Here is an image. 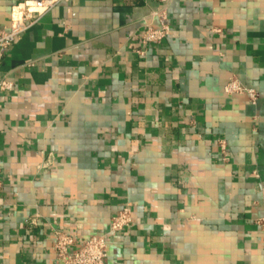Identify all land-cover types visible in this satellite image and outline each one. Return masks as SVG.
<instances>
[{"label":"crops","instance_id":"0c3cea01","mask_svg":"<svg viewBox=\"0 0 264 264\" xmlns=\"http://www.w3.org/2000/svg\"><path fill=\"white\" fill-rule=\"evenodd\" d=\"M0 179V264H58L56 232L75 251L125 205L109 264H264V0L58 3L0 65Z\"/></svg>","mask_w":264,"mask_h":264},{"label":"built area","instance_id":"2783aa9c","mask_svg":"<svg viewBox=\"0 0 264 264\" xmlns=\"http://www.w3.org/2000/svg\"><path fill=\"white\" fill-rule=\"evenodd\" d=\"M64 0H24L13 8L9 26H0V65L5 52L15 44V42L32 27L37 25L42 17L52 10L58 3ZM159 26L152 23L143 26L139 41L143 47L158 45L166 40L172 33V26L169 16L165 11L157 13ZM141 49L137 53L141 54ZM13 84L3 81L2 90L12 89ZM227 94H245L249 96L251 102L256 103L258 93L255 89L244 86L238 79L233 78L225 87ZM222 153L226 155L227 144L220 141ZM227 160V157L224 158ZM1 187V179H0ZM1 211V202H0ZM35 224V221H32ZM133 224L132 210L129 205H125L121 211L111 220L110 229L103 235H92L86 239L84 245L71 251L75 244L72 235L58 231L55 233L54 252L58 264H109L108 263V236L118 234L130 228ZM258 224L264 227V220H259Z\"/></svg>","mask_w":264,"mask_h":264}]
</instances>
